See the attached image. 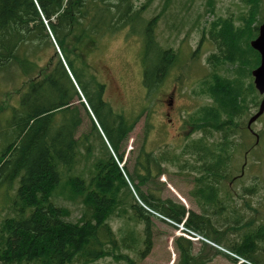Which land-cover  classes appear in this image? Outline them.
Listing matches in <instances>:
<instances>
[{
    "label": "trees",
    "instance_id": "obj_1",
    "mask_svg": "<svg viewBox=\"0 0 264 264\" xmlns=\"http://www.w3.org/2000/svg\"><path fill=\"white\" fill-rule=\"evenodd\" d=\"M137 1L0 0V91L9 95L8 105H0V125L5 124L0 130V264H98L108 257L138 264L124 251H135L140 258L149 255L154 217L178 225L185 221L187 230L250 264H264L263 206L253 207L243 195L245 211L239 209L221 189L231 177L228 145L218 150L202 142L195 161L201 165H191L189 159L188 165L201 175L196 182L199 214L154 192L155 176L162 174L157 164L179 162L180 156L169 159L165 153L154 160L142 149L133 172L119 166L129 134L148 107L143 105L135 117L116 113L105 98L106 84L91 72L84 56L104 37L125 30L128 37L130 32L137 35L144 47L141 65L150 101L165 79L182 68L181 54L165 49L156 36L172 0H165L161 13L150 20L143 15L155 0H145L141 8ZM251 2L245 27L235 29L230 20L220 19L208 29L219 53L210 56L211 76L198 91L211 102L187 121L195 131H217L224 138H229L228 131L232 136L243 133L251 105H260L251 76L260 55L250 43L257 36L252 23L264 0ZM206 36L203 32L199 46ZM226 64L232 77L223 76ZM85 124L88 130L82 132ZM235 177L232 172V182ZM246 192L257 196V185ZM67 203L80 209L77 221L69 220ZM117 217L143 225L145 235L129 229L117 237L110 224ZM175 245L178 264L228 258L206 243L194 254V244L183 237Z\"/></svg>",
    "mask_w": 264,
    "mask_h": 264
},
{
    "label": "rangeland",
    "instance_id": "obj_2",
    "mask_svg": "<svg viewBox=\"0 0 264 264\" xmlns=\"http://www.w3.org/2000/svg\"><path fill=\"white\" fill-rule=\"evenodd\" d=\"M144 2L145 0L137 1V8H141ZM164 5L165 0H155L143 16L147 20L158 16ZM252 7L254 5L251 0H172L169 9L166 11V16L164 17V14H162L157 25L156 36L159 44L165 49L169 48L181 54L182 68L175 69L165 79L164 84L160 85L155 95L152 94L151 97L154 98L157 104L155 108L153 107L154 112H151L149 121L153 124V129L149 133L145 148L143 146L147 134L146 117L150 107L139 118L129 136V141L121 151L123 161L120 162V168L124 165L129 173L133 172L141 149L146 152L156 151L157 153L159 151H169L172 155L181 156L179 162L165 163L163 174L154 183V192L162 200H171L174 203L183 205L187 211L198 214L201 211L196 195V182H198L201 175L195 172L188 165V162L191 164L189 159H192L191 165L196 167L201 164L195 163L197 155L194 152H185L184 146L187 145L185 136L187 134L179 130L180 121L176 120L174 122L175 130L171 128V121H168L167 107L164 101L168 102L173 97L170 95L171 91L173 88H177L175 106L181 109L179 110L177 107L178 113L180 112L178 118L183 121L189 119L204 105L209 104V98L198 94L200 85L211 76L210 56L219 53L216 45L211 42L208 29L213 21H219L220 19L223 21L230 20L235 29L243 28L247 25L245 23L246 18H251L250 9ZM260 13L264 14V2L260 4L259 15L255 17L252 23L253 28H259L264 21V15L261 16ZM203 32H206L207 36L199 46ZM128 35L129 31L125 30L120 32L118 36L104 37L100 41L99 47L95 49L97 51L90 56L86 53L84 59L90 70L94 71L97 77L101 81L103 79L106 84L107 93L105 98L115 112L122 113L127 117H135L143 105H149L151 98L147 96L148 93L145 91L142 82L141 54H143L142 50L144 49L142 39L137 35H132L131 32L130 37ZM198 48H200L198 53L194 54ZM97 72L103 76H99ZM223 76L232 77V68L229 65L226 66ZM248 81L250 82V79ZM6 91H0V105L3 106H6L7 100H9ZM261 100L260 98L259 104ZM74 104L76 105L77 102H74ZM258 107L251 105L252 115L258 111ZM252 115L247 117L246 122ZM1 125L5 129L2 123ZM253 129L259 134L264 132V117L253 125ZM87 130L88 127L85 124L82 132ZM239 132L232 136V140L238 145H234L229 149L230 159L227 160L231 177L222 183L221 189L223 193H227L230 202L232 197L237 201L239 209L245 211L243 200L246 197L253 207L261 209L263 206L261 213L264 215V147L263 149L260 148L262 137H260L259 144H256L255 136H252L249 131ZM197 136L198 139L201 138L200 134H197ZM207 136L209 144L217 140L222 141V134L210 133ZM262 136H264V133ZM179 137L183 139L180 143L177 141ZM1 146L2 144H0V149ZM82 152L84 153L83 149ZM182 153H185L184 156H182ZM201 159L204 160V158ZM232 160L234 161L233 165ZM244 169L245 173L241 176L240 171ZM232 172L234 176H237L233 182ZM252 184L257 185V196L249 195L246 192ZM243 195L245 197H242ZM67 205L71 211L69 220L77 221L81 216L80 209L74 204L67 203ZM163 218H153L152 250L149 255L140 258L135 251L132 253L124 251V253L130 254V257L134 258L138 264H178L180 255L175 240L180 237L189 239L191 236L181 229L182 224L177 226L178 224L176 225V223ZM110 224L119 238L123 231L129 229L138 230L141 236L145 235L143 225H137L135 222L124 218L117 217ZM192 242L194 243V254H197L203 244L201 245L196 241ZM209 254L214 253L209 252ZM230 257L232 256L228 255L227 258L218 255L209 264H235ZM98 264H123V262L108 257L99 261Z\"/></svg>",
    "mask_w": 264,
    "mask_h": 264
},
{
    "label": "water",
    "instance_id": "obj_3",
    "mask_svg": "<svg viewBox=\"0 0 264 264\" xmlns=\"http://www.w3.org/2000/svg\"><path fill=\"white\" fill-rule=\"evenodd\" d=\"M252 47L261 54V65L253 73L255 77V83L261 94H264V24L259 29L258 38L252 42ZM264 111V101L262 102L260 112L252 118L251 122H254Z\"/></svg>",
    "mask_w": 264,
    "mask_h": 264
},
{
    "label": "bare ground",
    "instance_id": "obj_4",
    "mask_svg": "<svg viewBox=\"0 0 264 264\" xmlns=\"http://www.w3.org/2000/svg\"><path fill=\"white\" fill-rule=\"evenodd\" d=\"M162 59V58H161Z\"/></svg>",
    "mask_w": 264,
    "mask_h": 264
}]
</instances>
